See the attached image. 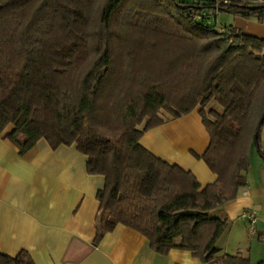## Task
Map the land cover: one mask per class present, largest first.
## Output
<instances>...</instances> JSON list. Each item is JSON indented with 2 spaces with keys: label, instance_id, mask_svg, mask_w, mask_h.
I'll use <instances>...</instances> for the list:
<instances>
[{
  "label": "trees",
  "instance_id": "1",
  "mask_svg": "<svg viewBox=\"0 0 264 264\" xmlns=\"http://www.w3.org/2000/svg\"><path fill=\"white\" fill-rule=\"evenodd\" d=\"M208 7L0 0V135L13 125L4 137L21 155L44 138L87 156L88 172L106 180L97 194L105 218L97 221L96 246L122 224L162 255L182 249L202 264H251L220 253L229 222L211 212L247 186L254 146L264 158V38L232 26L225 37L208 23ZM222 12L264 20V7L242 2ZM197 108L210 134L197 157L218 175L203 189L192 171L141 143L166 121L163 111L180 118ZM0 264L36 262L21 250L0 252Z\"/></svg>",
  "mask_w": 264,
  "mask_h": 264
},
{
  "label": "crops",
  "instance_id": "2",
  "mask_svg": "<svg viewBox=\"0 0 264 264\" xmlns=\"http://www.w3.org/2000/svg\"><path fill=\"white\" fill-rule=\"evenodd\" d=\"M230 26L251 31L261 29L264 21L235 15ZM13 129L9 125L4 133ZM4 133L0 135V252L16 256L27 250L36 264H202L188 250L157 253L145 236L122 224L94 245L98 218H105L97 198L105 177L88 172V158L75 144L54 149L42 138L21 155ZM141 143L157 156L192 171L201 189L218 179L197 157L210 144L199 108L180 118H167L146 132ZM247 177V186L238 198L212 211L211 216L227 219V230L233 233L239 222L247 227L243 212L256 208L258 230L260 224L264 234V162L256 169L251 163ZM219 249L221 254H240ZM241 255L251 264L264 260L255 263L246 251Z\"/></svg>",
  "mask_w": 264,
  "mask_h": 264
},
{
  "label": "rangeland",
  "instance_id": "3",
  "mask_svg": "<svg viewBox=\"0 0 264 264\" xmlns=\"http://www.w3.org/2000/svg\"><path fill=\"white\" fill-rule=\"evenodd\" d=\"M186 1H188V3H191V4L195 3L196 5H198L199 3V0H186ZM170 10L176 13V10L174 7H171ZM234 16H235L234 14H231L228 12H222L219 14L218 18L216 16H211L210 19H208V23L210 25H213L216 28L222 27V26L230 28L231 27L230 25L234 23ZM243 32L250 33L252 35H256L258 37L264 38V26L261 27V29H254L251 31L243 30ZM210 107H216L217 109H220L219 106H217L214 102L211 103ZM162 114L166 118L170 117V115L167 114L165 111H163ZM263 162H264V158L258 153L256 147L254 146L251 151V163L253 164V168L256 169ZM239 224L240 225L237 224L239 227L238 231L229 233V230H226L219 237L218 242H217V247L218 248L221 247L222 251H225V252L230 251V253H237L238 251H240L239 253L243 254V251H246L252 254V260L255 263L262 261L264 259V234H263V238H261L258 235H251L244 223L239 222ZM260 226L261 225L259 224V230H260ZM262 232L264 233L263 230ZM240 245H242L241 246L242 248H239L240 249L239 250L237 247H240Z\"/></svg>",
  "mask_w": 264,
  "mask_h": 264
},
{
  "label": "built area",
  "instance_id": "4",
  "mask_svg": "<svg viewBox=\"0 0 264 264\" xmlns=\"http://www.w3.org/2000/svg\"><path fill=\"white\" fill-rule=\"evenodd\" d=\"M242 2L248 4L250 6H257L264 4V0H199L198 5L196 6H204L211 4L212 8H206L205 14L210 16L218 17L220 13H222L223 9L228 7L232 2ZM195 4V3H194ZM190 8V7H189ZM191 14H195V12L190 10ZM218 31L222 33L225 37L232 38V30L227 27H219ZM242 219L246 221L248 231L251 235H258L263 238V234L258 230L259 223V210L256 208H250L243 212Z\"/></svg>",
  "mask_w": 264,
  "mask_h": 264
},
{
  "label": "water",
  "instance_id": "5",
  "mask_svg": "<svg viewBox=\"0 0 264 264\" xmlns=\"http://www.w3.org/2000/svg\"><path fill=\"white\" fill-rule=\"evenodd\" d=\"M186 7H188V6H186ZM262 7H264V5L252 6L253 9L262 8ZM262 120H264V112H263Z\"/></svg>",
  "mask_w": 264,
  "mask_h": 264
}]
</instances>
